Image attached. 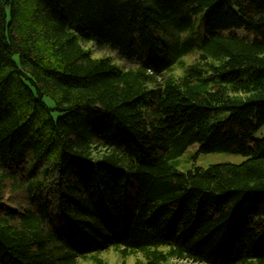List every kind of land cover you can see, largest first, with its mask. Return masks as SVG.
I'll use <instances>...</instances> for the list:
<instances>
[{
    "label": "trees",
    "instance_id": "trees-1",
    "mask_svg": "<svg viewBox=\"0 0 264 264\" xmlns=\"http://www.w3.org/2000/svg\"><path fill=\"white\" fill-rule=\"evenodd\" d=\"M262 130L264 0H0V264H264Z\"/></svg>",
    "mask_w": 264,
    "mask_h": 264
},
{
    "label": "rangeland",
    "instance_id": "rangeland-1",
    "mask_svg": "<svg viewBox=\"0 0 264 264\" xmlns=\"http://www.w3.org/2000/svg\"><path fill=\"white\" fill-rule=\"evenodd\" d=\"M214 7L208 9L205 13H203L202 16H200V19L198 21L196 30L194 31V37L199 40L200 38L204 37V31L206 27V23L208 20V17ZM89 47H92L94 49L93 56L94 58H101V56H110L112 57L118 64L124 65L125 67L129 68L134 66L132 63H127L123 60H121L116 53H113L109 50H97L95 49L94 45H88ZM184 45L181 44V47ZM194 48V47H193ZM174 49H178L177 45H174ZM173 50V49H172ZM196 50V49H195ZM172 54H176V51H173ZM173 58V55H171ZM190 55L183 56L180 59L177 60H188L190 62ZM176 58V57H175ZM190 64V63H189ZM242 71V70H241ZM240 71V72H241ZM245 75L248 74V71L243 72ZM214 119L212 120V122ZM264 135V130L260 131L256 134V138H261ZM246 160V158L239 154H232V153H209V154H203L199 152V145H193L191 146L175 163L176 168L179 171L185 172L188 170H191L194 166L199 168H207L211 165H217V164H241ZM24 168L30 167V164L23 165ZM43 166L40 165L37 168V174H41L43 171ZM16 170L19 172L22 169L16 168ZM52 174V173H51ZM9 203L14 207L15 209H25L27 207H30L29 202L25 196V194L21 193H13L11 195V198L9 199ZM55 202L53 201V205L51 207V211L54 215L57 214L56 209L54 208ZM102 260L105 261L106 264H123L124 262L126 264H135L137 259H143L141 255H132L129 257H122L119 253L115 252L114 250H109L101 253L98 255ZM171 264H195L190 261H179V260H172L170 262ZM78 264H96L92 258H89L87 260L79 259Z\"/></svg>",
    "mask_w": 264,
    "mask_h": 264
}]
</instances>
